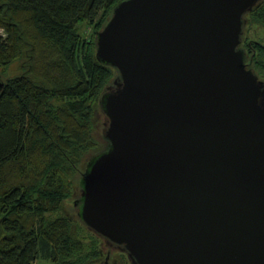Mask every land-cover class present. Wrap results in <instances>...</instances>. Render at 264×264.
Returning <instances> with one entry per match:
<instances>
[{
	"label": "water",
	"instance_id": "obj_1",
	"mask_svg": "<svg viewBox=\"0 0 264 264\" xmlns=\"http://www.w3.org/2000/svg\"><path fill=\"white\" fill-rule=\"evenodd\" d=\"M260 1L124 0L96 34L117 78L79 217L130 264H264V83L239 48Z\"/></svg>",
	"mask_w": 264,
	"mask_h": 264
},
{
	"label": "trees",
	"instance_id": "obj_2",
	"mask_svg": "<svg viewBox=\"0 0 264 264\" xmlns=\"http://www.w3.org/2000/svg\"><path fill=\"white\" fill-rule=\"evenodd\" d=\"M122 1L0 0V69L19 71L0 79V264H129L81 220L53 217L106 148L95 111L117 72L96 60V34ZM244 19L264 29V0ZM244 33V66L264 83V34Z\"/></svg>",
	"mask_w": 264,
	"mask_h": 264
},
{
	"label": "rangeland",
	"instance_id": "obj_3",
	"mask_svg": "<svg viewBox=\"0 0 264 264\" xmlns=\"http://www.w3.org/2000/svg\"><path fill=\"white\" fill-rule=\"evenodd\" d=\"M80 32L81 34L83 35V37L88 40L90 39V34L92 33V30L91 28H88L85 24H83L80 28ZM244 39L248 38L250 39V36L249 34L253 35V33L258 36L259 38L263 37V34H264V29H260V30H254V28L252 27V29L248 26V24H245V27H244ZM0 33H3L1 30H0ZM249 33V34H248ZM262 42H264V39H262ZM17 65H13L11 67H9L7 70H1L0 69V79H2L3 81L11 78V77H15L18 75V72L17 71ZM100 103L97 105L96 107V111H95V123L99 122L98 126H97V131L101 128V117H100V112L102 111V109L100 110V107H99ZM100 111V112H99ZM103 113V111L101 112V114ZM103 116V124H102V128L100 129L101 131V135H102V140L105 141L106 143V148L104 151H107L109 149V141L106 140L103 136V129H104V121H105V116L104 114H102ZM97 133V132H96ZM94 132V134H96ZM97 135V134H96ZM103 151V152H104ZM101 154V153H99ZM97 156V155H96ZM95 156V157H96ZM94 157H90L88 159V162H87V165L93 160ZM85 172V171H84ZM80 187H81V181H80ZM81 190V189H80ZM81 209V191L77 194V190H76V193L75 195L73 196L72 200L70 201H66L64 203V206L62 208V210L60 212H58L57 214L53 215V217H56V216H59V215H67V216H70L71 219L74 221V222H78V219H80L79 217V211ZM78 217V218H77ZM105 252H106V249H103V257H105ZM114 252H117V251H114ZM109 257H106L105 260L102 259V261H100V263L98 264H103L105 262H107L109 264ZM128 260V259H127ZM111 262V261H110ZM128 263L130 264V262L128 261ZM34 264H50L49 261L45 260V259H39L37 262H35ZM110 264H114V263H110ZM118 264H122V263H118Z\"/></svg>",
	"mask_w": 264,
	"mask_h": 264
},
{
	"label": "bare ground",
	"instance_id": "obj_4",
	"mask_svg": "<svg viewBox=\"0 0 264 264\" xmlns=\"http://www.w3.org/2000/svg\"><path fill=\"white\" fill-rule=\"evenodd\" d=\"M109 246V245H108ZM109 247H115V246H109ZM120 251V250H119Z\"/></svg>",
	"mask_w": 264,
	"mask_h": 264
}]
</instances>
